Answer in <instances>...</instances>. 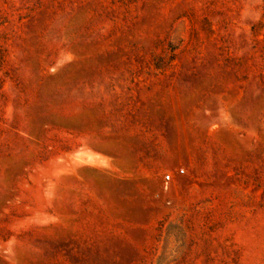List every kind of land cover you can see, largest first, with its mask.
I'll use <instances>...</instances> for the list:
<instances>
[{
  "label": "rangeland",
  "instance_id": "obj_1",
  "mask_svg": "<svg viewBox=\"0 0 264 264\" xmlns=\"http://www.w3.org/2000/svg\"><path fill=\"white\" fill-rule=\"evenodd\" d=\"M0 264H264V0H0Z\"/></svg>",
  "mask_w": 264,
  "mask_h": 264
},
{
  "label": "built area",
  "instance_id": "obj_2",
  "mask_svg": "<svg viewBox=\"0 0 264 264\" xmlns=\"http://www.w3.org/2000/svg\"><path fill=\"white\" fill-rule=\"evenodd\" d=\"M166 177H167V180H169L171 178V174H167Z\"/></svg>",
  "mask_w": 264,
  "mask_h": 264
}]
</instances>
